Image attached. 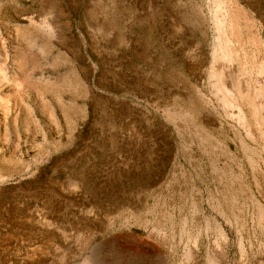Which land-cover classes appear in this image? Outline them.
Returning a JSON list of instances; mask_svg holds the SVG:
<instances>
[{"label":"rangeland","instance_id":"1","mask_svg":"<svg viewBox=\"0 0 264 264\" xmlns=\"http://www.w3.org/2000/svg\"><path fill=\"white\" fill-rule=\"evenodd\" d=\"M0 264H264V0H0Z\"/></svg>","mask_w":264,"mask_h":264}]
</instances>
